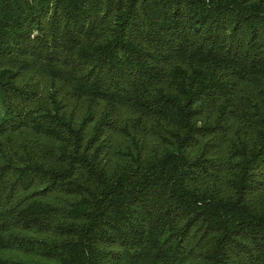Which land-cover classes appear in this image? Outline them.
I'll use <instances>...</instances> for the list:
<instances>
[{
    "label": "trees",
    "instance_id": "16d2710c",
    "mask_svg": "<svg viewBox=\"0 0 264 264\" xmlns=\"http://www.w3.org/2000/svg\"><path fill=\"white\" fill-rule=\"evenodd\" d=\"M0 264H264V0H0Z\"/></svg>",
    "mask_w": 264,
    "mask_h": 264
}]
</instances>
